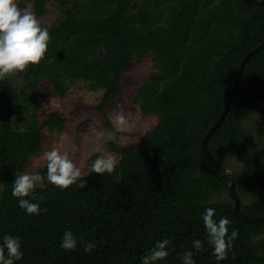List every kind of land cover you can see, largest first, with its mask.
<instances>
[{"label": "trees", "instance_id": "16d2710c", "mask_svg": "<svg viewBox=\"0 0 264 264\" xmlns=\"http://www.w3.org/2000/svg\"><path fill=\"white\" fill-rule=\"evenodd\" d=\"M32 1L36 15L44 14L49 0ZM53 1L64 9L54 24L42 26L51 37L44 59L0 80V242L6 234L20 239L23 257L14 264H141L164 238L171 241L169 255L156 264H182L186 250L194 252L195 264H264V223L235 215L229 181L215 173L201 146L239 61L264 40V3ZM151 54L153 71L132 100L156 123L135 143H110L119 154L111 175L90 173L83 189L74 184L62 190L43 180L35 194L45 199L32 202L47 211L27 214L12 196L15 175L42 153L45 130L65 127L58 110L41 119L35 88L46 81L54 95L64 96L82 80L90 90H103L97 108L105 111L120 93L124 72ZM262 105L264 48L247 59L228 110L208 138L211 154L224 167L242 148L245 118ZM37 172L45 177L46 165ZM232 174L240 209L264 217V155L246 151ZM209 207L217 221L229 219V234L238 229L222 261L207 243L202 217ZM67 230L77 238L75 250L60 247ZM81 238L94 243L90 252ZM194 240L203 244L198 253Z\"/></svg>", "mask_w": 264, "mask_h": 264}, {"label": "clouds", "instance_id": "9594fccd", "mask_svg": "<svg viewBox=\"0 0 264 264\" xmlns=\"http://www.w3.org/2000/svg\"><path fill=\"white\" fill-rule=\"evenodd\" d=\"M51 40L50 33L46 27H42L36 15L19 7L17 0H0V80L19 72H24L30 65H38L45 57L48 44ZM109 119L117 128L127 123V117L123 111L110 114ZM77 149L73 145L71 152ZM99 151V149H97ZM47 180L52 185L67 189L77 184L79 188L87 187L84 177L90 173L109 174L116 171L117 159L111 153L96 156L89 165V172L83 169L72 159L67 149L53 146L44 153ZM44 177L38 172H23L15 175L12 183V196L18 199L19 207L25 209L29 215H39L41 209L39 203L32 201L44 200L45 197L35 194L38 184ZM30 197L31 199H28ZM215 209L209 207L202 217L207 243L212 248V254L217 261L225 260L232 242L238 237V229H233L229 234L230 221L227 217H221L218 221L214 219ZM79 243L85 252L94 248L93 242H85L83 238ZM171 241L164 238L157 241L155 245L141 257V264H156L164 260L169 252L167 246ZM77 238L71 230L64 232L60 247L66 251L77 248ZM195 252L201 251L203 244L201 240H194ZM21 241L18 237L4 235L0 242V264H14L23 257ZM194 252L186 250L182 253V264H195Z\"/></svg>", "mask_w": 264, "mask_h": 264}, {"label": "rangeland", "instance_id": "374dc122", "mask_svg": "<svg viewBox=\"0 0 264 264\" xmlns=\"http://www.w3.org/2000/svg\"><path fill=\"white\" fill-rule=\"evenodd\" d=\"M17 3L21 9L36 15L32 0H17ZM63 9L64 7L56 1L49 0L46 3L45 13L36 17L41 26H51L60 18ZM152 71V54L135 61L134 66L124 72L120 93L108 104L105 111L97 108L103 90H90L85 81H75L64 96L54 95L46 81L41 82L34 90L43 105L40 111L41 119L44 120L50 111L58 110L65 117V127L59 133L45 130L44 150L41 154L32 157L26 169L19 174L37 172L45 167L44 153L53 146L61 147L62 150L67 149L72 159L85 173L89 170L88 161L93 154L111 153L118 161L119 154L110 149V143L118 145L135 143L157 121L155 115L144 114L132 100L137 88ZM14 82L16 85L19 84L17 79ZM113 110L123 111L126 115L127 123L123 127H115L109 119ZM245 126L242 148L230 158L227 166V170L231 173L232 169L240 165L246 151H256L264 155V105L245 118ZM73 145L77 149L74 153L71 152ZM45 179L47 180V175L43 180Z\"/></svg>", "mask_w": 264, "mask_h": 264}, {"label": "water", "instance_id": "95a60500", "mask_svg": "<svg viewBox=\"0 0 264 264\" xmlns=\"http://www.w3.org/2000/svg\"><path fill=\"white\" fill-rule=\"evenodd\" d=\"M241 1L244 3H249V2H251V3H264V0H241ZM262 48H264V40L261 43H259L256 47L247 51L243 55L241 60L239 61L238 65L234 71V77H233V81L231 84V89H230L229 94L225 100L223 108H222L221 112L219 113L218 117L212 122V124L210 125L208 130L204 133L202 140H201V146H202L203 152L205 153L206 157L211 162L215 173L219 177H222V178L227 179L229 181L227 190H228L229 196L233 200V211H234L235 215L237 217H239L240 219H243L246 221H260V222L264 223V217L249 215L240 209V200H239L238 194H237L236 189H235L234 175L231 172H229L226 167H224L221 163H219L214 158V156L211 154V152L208 148V138L214 132V130L218 127V125L221 123V121L223 120V118H224V116L228 110L230 102L233 99L234 94L237 90V85L239 82L240 74H241V71H242L247 59L254 52H256L257 50L262 49Z\"/></svg>", "mask_w": 264, "mask_h": 264}]
</instances>
